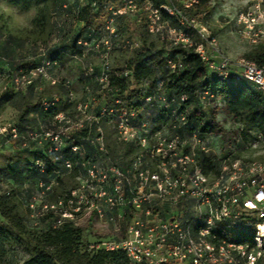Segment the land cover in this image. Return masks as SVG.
<instances>
[{
  "label": "rangeland",
  "instance_id": "1",
  "mask_svg": "<svg viewBox=\"0 0 264 264\" xmlns=\"http://www.w3.org/2000/svg\"><path fill=\"white\" fill-rule=\"evenodd\" d=\"M157 1L194 28L189 44H182L189 27L173 33L166 20L152 24L150 0H0V264L56 254L46 246L51 237L64 239L55 264H77L72 245L86 251L125 241L133 220L144 223L150 206L162 207L159 199L144 202L145 181H161L164 169L174 176L173 165L178 171L188 163L190 175L198 165L204 174L206 159L215 170L204 175L214 179L226 160L243 167L264 161V140L256 131L244 137L245 125L223 101L199 95L200 105L183 122L172 94L154 84L155 78L169 81L166 74L137 79L129 69L147 48L181 61L182 51H193L201 35L216 41L217 51L206 46L215 62L220 56L248 60L262 45L246 36L250 22L242 17L252 13L257 19L264 0H213L212 13L197 21L186 12L190 0ZM88 7L97 15L90 27L79 20ZM25 65L38 70H22ZM113 77L144 97L134 117L116 109L120 95L110 88ZM54 112L59 115L51 119ZM213 123L222 132L203 134ZM256 235L249 229L233 240Z\"/></svg>",
  "mask_w": 264,
  "mask_h": 264
},
{
  "label": "built area",
  "instance_id": "2",
  "mask_svg": "<svg viewBox=\"0 0 264 264\" xmlns=\"http://www.w3.org/2000/svg\"><path fill=\"white\" fill-rule=\"evenodd\" d=\"M193 4L197 1L190 0L186 9ZM163 10L170 17L179 15L173 9L163 7ZM150 12L155 26L161 22V13L158 10ZM243 18L250 22L246 36L253 37V43H261L264 49V31L255 32L258 26L264 25V11H260L257 19L252 13ZM180 19L181 25L188 24L183 17ZM172 32L178 33V30ZM182 37L185 38L182 44H189L190 35L183 34ZM201 37L203 40L194 51L212 77L228 85L246 82L261 92L264 99V67L245 59L232 62L225 56L215 62L206 46L217 51L216 41L206 39L204 35ZM176 46L183 45L176 43ZM170 67L176 69L177 65L170 63ZM159 91H163L162 85ZM184 101L181 99V104ZM181 104H178L180 108ZM129 116L134 117V114ZM182 121H187L186 115H182ZM257 134V139L264 140L262 134ZM193 136L195 145L202 144V152L207 153L199 134ZM185 159L189 161L187 157ZM228 161L214 179L204 175L198 165L192 166V174H188V163H183L178 171L173 165L171 172H175L174 176L164 169L167 175L161 181L157 176H150L145 181L147 194L144 202L151 205L154 199H159L162 207L150 206L145 212L144 223L133 220L125 241L100 242L89 247L88 251L122 252L126 264H264V161L244 167L239 162L227 165ZM135 204L137 200L128 203L132 208ZM126 217L118 216L121 222L126 221ZM249 229L256 230L257 235L250 240L239 237L246 241L244 244L240 240L234 242L233 239Z\"/></svg>",
  "mask_w": 264,
  "mask_h": 264
},
{
  "label": "trees",
  "instance_id": "3",
  "mask_svg": "<svg viewBox=\"0 0 264 264\" xmlns=\"http://www.w3.org/2000/svg\"><path fill=\"white\" fill-rule=\"evenodd\" d=\"M197 4H193L186 12L190 18L197 21L203 17H207L212 13L211 3L213 0H196ZM154 10L161 13L163 20L171 23L173 29L181 31L183 27H189L187 33H196L187 23L180 24V17L176 15L170 17L163 10V3L157 0H150ZM92 8L84 9L79 15V20L87 27L91 26V22L97 15H93ZM183 59L181 61H167L162 58L160 52L147 48L143 51H138L130 66L132 75L137 79H149L157 75V73H164L169 77V81L162 82L155 78L154 84L156 89L162 85L163 90L172 94L173 100L181 104V99L185 101L181 104V115H186L187 121L191 120L190 109L192 106H199V93H208L216 100H221L225 104L226 112L233 116L237 121L242 122L246 131L243 136L246 137L251 132L256 131L264 137V99L261 92L255 88L252 89L250 84L242 82L235 85L225 84L218 79L212 77L207 70L206 65L198 58L195 51H182ZM249 61L256 63L260 67H264V49L260 47L255 56L248 58ZM170 63L177 65L176 69L170 67ZM22 70L27 72L38 70L35 66L25 65ZM110 88L119 92L120 103L116 107L117 110L125 111L129 115L134 114L139 109L137 101H144V97L140 92L131 91L127 83L117 77L110 80ZM171 100V98L169 99ZM59 114L54 112L50 116L55 119ZM49 117V116H48ZM190 133L194 130L191 129ZM222 132L219 125L213 123L202 129V133L206 135H214ZM68 155L72 161L79 160L71 151ZM209 168L204 169V174L208 170H215L213 165L206 159L204 160ZM64 239L49 238L46 241V246L50 249L56 250V254L40 253L35 258L29 260L24 264H55L57 261V253L64 249ZM246 241L240 240L241 244ZM72 253L76 259L77 264H126L127 259L122 252L117 253H90L88 250L83 251L79 245H72ZM67 264V263H63Z\"/></svg>",
  "mask_w": 264,
  "mask_h": 264
}]
</instances>
